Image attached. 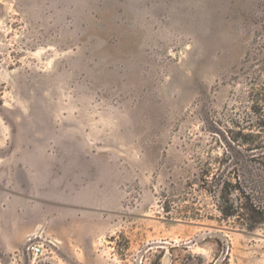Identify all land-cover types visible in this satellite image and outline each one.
I'll return each mask as SVG.
<instances>
[{
  "label": "rangeland",
  "instance_id": "rangeland-1",
  "mask_svg": "<svg viewBox=\"0 0 264 264\" xmlns=\"http://www.w3.org/2000/svg\"><path fill=\"white\" fill-rule=\"evenodd\" d=\"M259 110L264 0H0L2 177L92 264H264ZM223 181L257 221L222 216ZM38 229L44 260L0 264H78Z\"/></svg>",
  "mask_w": 264,
  "mask_h": 264
},
{
  "label": "crops",
  "instance_id": "crops-1",
  "mask_svg": "<svg viewBox=\"0 0 264 264\" xmlns=\"http://www.w3.org/2000/svg\"><path fill=\"white\" fill-rule=\"evenodd\" d=\"M4 162L0 164V254L6 255L13 252L22 245L27 234L45 224L48 235L58 239L61 245H81L84 247L81 255H70L73 262L78 264L97 262L98 256L91 252L93 241H79L81 233L72 227L58 228V222L68 220V217L70 220L71 216L68 214V217H55L52 210L55 200L52 195L31 197L33 200H27L30 197L24 195H14V192L8 187L10 183L6 177L4 180L2 175L7 176L8 173H13L15 171L13 165L15 164L6 160ZM17 166L19 165L17 164ZM64 260L66 261L65 258Z\"/></svg>",
  "mask_w": 264,
  "mask_h": 264
},
{
  "label": "trees",
  "instance_id": "trees-1",
  "mask_svg": "<svg viewBox=\"0 0 264 264\" xmlns=\"http://www.w3.org/2000/svg\"><path fill=\"white\" fill-rule=\"evenodd\" d=\"M259 113H260V110L258 111V114ZM259 116H260L259 118L260 127L264 129V113L259 114ZM240 136L241 138L239 139L240 141H242L241 143H245V144L247 143L250 144L252 143V141H255V139H257V136H253V135H241L240 134ZM261 158L263 159V162L259 164L261 168L264 169V151L261 154ZM232 190L233 189L230 183L226 181L222 182V187L220 189V194H219V200L221 204V206L219 207L221 208L220 212L222 216L224 218L235 217L236 215H238L237 213L240 210H244L245 213H243L242 215L243 217H245L249 221H254V222L257 221L258 217L261 216V212H259V210L254 205V203L248 201V203L244 207H241L236 202L230 199Z\"/></svg>",
  "mask_w": 264,
  "mask_h": 264
},
{
  "label": "built area",
  "instance_id": "built-area-1",
  "mask_svg": "<svg viewBox=\"0 0 264 264\" xmlns=\"http://www.w3.org/2000/svg\"><path fill=\"white\" fill-rule=\"evenodd\" d=\"M50 244L55 245L57 242L48 239L43 229H36L26 235L23 252L26 255L32 256L34 260H44L43 258L47 251L45 245L49 246Z\"/></svg>",
  "mask_w": 264,
  "mask_h": 264
}]
</instances>
